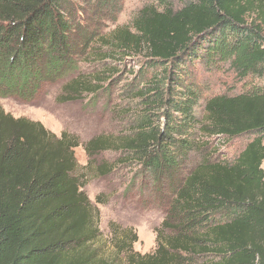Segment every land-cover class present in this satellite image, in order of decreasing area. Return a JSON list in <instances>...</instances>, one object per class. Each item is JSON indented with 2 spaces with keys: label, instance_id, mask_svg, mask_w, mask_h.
<instances>
[{
  "label": "trees",
  "instance_id": "obj_1",
  "mask_svg": "<svg viewBox=\"0 0 264 264\" xmlns=\"http://www.w3.org/2000/svg\"><path fill=\"white\" fill-rule=\"evenodd\" d=\"M181 1L144 5L130 23L91 36L95 57L114 64L88 80H67L77 70L79 17L104 18L120 0H0V98L31 102L66 79L57 100L76 101L103 89L118 62H136L132 95L142 108L132 129L116 140L96 136L84 148L119 150L118 161H135L153 184L169 188L155 252L133 251L136 234L117 229L114 259L101 258L93 246L98 210L76 173L77 136H56L0 106V264H119L122 253L126 264H264V0ZM225 65L249 88L203 100L199 116L194 69ZM248 135L233 160L212 153L190 160L210 149L211 138Z\"/></svg>",
  "mask_w": 264,
  "mask_h": 264
},
{
  "label": "rangeland",
  "instance_id": "obj_2",
  "mask_svg": "<svg viewBox=\"0 0 264 264\" xmlns=\"http://www.w3.org/2000/svg\"><path fill=\"white\" fill-rule=\"evenodd\" d=\"M157 0H120L115 12L111 7L104 18L94 13L79 17L75 27L74 61L77 70L70 77L82 75L86 80L102 73L110 64L109 59L95 57L94 34L108 32L121 24H128L136 13L147 4ZM176 7L182 5L181 0H169ZM98 18V19H97ZM91 38V39H90ZM103 60V61H102ZM125 64V67L123 65ZM121 70L110 76L105 75L101 89L96 95L85 94L76 101L61 102L57 97L61 93V85L66 79L55 85H49L34 101L26 102L17 98H0V106L4 112L13 117H25L39 121L43 126L59 136L65 131L77 136L79 145L74 150L78 164L77 175L81 189L98 210L97 226L100 231L94 248L98 249L101 258L114 259L115 250L112 236L117 229L131 231L136 234L132 244L133 251L141 255L153 254L159 239L165 231L160 228L168 210L167 187H158L150 180L149 175L140 173L139 165L133 162L118 161L123 154L119 150L107 149L94 154H87L84 146L92 138L99 135H109L114 140L128 134L132 129L134 114L142 108L140 98L132 95L136 91L131 82L138 74L139 65L130 60L117 63ZM106 74H109L108 71ZM138 76V75H137ZM201 90V101L196 108L202 115L203 100L219 94H237L249 88L248 83L240 81L236 73L225 65L218 71L207 72L198 66L193 71ZM102 80V79H101ZM257 82V81H256ZM253 136H243L230 140L211 138L207 151L192 152L190 160L196 162L212 153L213 158L233 160ZM264 143V141H263ZM102 162L111 164V171L102 175L98 166ZM264 170V160L262 162ZM119 264H126V256L118 257Z\"/></svg>",
  "mask_w": 264,
  "mask_h": 264
}]
</instances>
